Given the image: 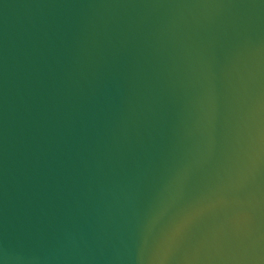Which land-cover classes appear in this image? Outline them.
Returning <instances> with one entry per match:
<instances>
[{"label": "water", "instance_id": "1", "mask_svg": "<svg viewBox=\"0 0 264 264\" xmlns=\"http://www.w3.org/2000/svg\"><path fill=\"white\" fill-rule=\"evenodd\" d=\"M0 264H264V0H0Z\"/></svg>", "mask_w": 264, "mask_h": 264}]
</instances>
